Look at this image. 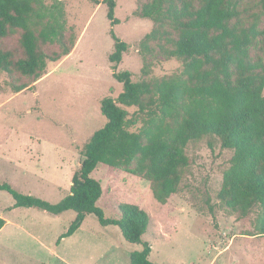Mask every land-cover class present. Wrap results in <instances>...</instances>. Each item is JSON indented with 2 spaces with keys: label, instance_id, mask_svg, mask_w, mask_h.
I'll list each match as a JSON object with an SVG mask.
<instances>
[{
  "label": "rangeland",
  "instance_id": "rangeland-1",
  "mask_svg": "<svg viewBox=\"0 0 264 264\" xmlns=\"http://www.w3.org/2000/svg\"><path fill=\"white\" fill-rule=\"evenodd\" d=\"M48 7L60 3L66 19V42L75 39L68 55L49 61L45 73L19 92L13 84L27 81L0 71V183L56 203L70 192L73 176L81 167L82 150L107 118L101 102L117 97L123 84L115 71L128 70L132 79L161 78L182 74L183 61L160 54L144 57L140 42L154 22L137 15L141 3L150 0H116L112 26L107 5L95 0H40ZM257 0H243L242 8ZM251 11H258L253 8ZM111 28L129 44L122 61L109 59L114 51ZM260 29L264 30V14ZM20 32L0 40V50L19 57ZM48 54L59 44L44 46ZM251 55L264 58V35ZM143 70L147 71V74ZM136 120L143 116L127 108ZM189 165L177 193L165 204L156 200L152 182L129 168L101 163L93 172L103 187L98 205L106 216L119 218L121 203H135L151 218L143 239L152 246L150 259L158 264H264V235H258V209L242 218L219 198L223 174L230 166L232 149L208 135L186 148ZM14 199L0 191V264H131L130 252L140 248L124 238L118 226H103L93 214L77 232L59 244V236L76 216L72 210L54 215L37 208H14Z\"/></svg>",
  "mask_w": 264,
  "mask_h": 264
},
{
  "label": "trees",
  "instance_id": "trees-1",
  "mask_svg": "<svg viewBox=\"0 0 264 264\" xmlns=\"http://www.w3.org/2000/svg\"><path fill=\"white\" fill-rule=\"evenodd\" d=\"M241 1L141 3L137 15L151 19L154 26L141 40L140 53L181 59L182 74L134 81L130 71H115L123 90L117 97L103 98L101 111L107 121L85 143L70 192L53 203L2 182L0 191L12 195L13 207L37 208L54 215L74 211L76 216L58 244L93 214L101 225L118 226L126 241L140 245L130 252L131 264H158L150 259L151 244L143 239L151 223L149 213L125 202L119 205V218L106 216L98 205L103 187L92 174L101 163L131 167L132 174L152 182L154 197L165 204L178 192L189 165L188 144L214 135L223 148L233 150L219 198L242 218L258 209L257 234L264 235V58L251 55V47L264 35L260 29L264 0L246 8L240 6ZM103 2L111 25H116V0ZM18 32L22 55L0 50V71L27 78L13 84L15 92L40 78L49 61L68 55L75 45V39L65 40L66 19L60 3L48 7L40 0H0V40ZM111 36L115 48L109 59L117 65L129 44L114 28ZM48 44H59L60 50L48 54L44 49ZM129 107H136L143 116L137 131L131 130L136 120L130 117ZM4 224L0 217V229Z\"/></svg>",
  "mask_w": 264,
  "mask_h": 264
}]
</instances>
